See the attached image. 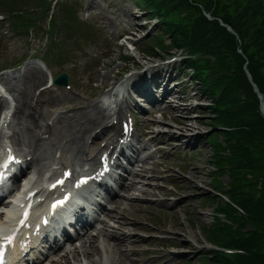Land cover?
<instances>
[{
    "label": "rangeland",
    "instance_id": "rangeland-1",
    "mask_svg": "<svg viewBox=\"0 0 264 264\" xmlns=\"http://www.w3.org/2000/svg\"><path fill=\"white\" fill-rule=\"evenodd\" d=\"M21 1L20 4L27 3ZM67 1L69 4L77 1L82 5L78 8L77 22L68 25V31L74 40L68 39V34L64 38L62 32H58L55 20L48 23V19L45 26L40 21L32 25L34 31L29 29V33L33 35L30 37L18 34V30L8 25L6 19L0 18V68L12 67L20 58L30 53L37 54L49 62L54 74L67 72L75 89L74 92L59 94L57 98H49V101H46L49 94L45 89L42 106L51 109L52 105L55 108L67 106L70 98H78L83 104L73 106L72 111L101 104L98 102V96L102 92L101 85L112 84L113 76L120 70L138 68L146 62L156 61L161 54L159 48L156 49L157 56L144 51L145 42H155L159 26L155 24V20H147L144 8L142 10L136 1ZM54 2L53 0L52 4ZM2 10L0 5V11ZM35 30L38 38L34 37ZM118 32L127 33L130 39L124 37L123 40L116 41L115 35ZM91 33L93 35L89 39L87 35ZM61 36L64 42L61 41ZM55 37L57 42H51ZM164 37L167 38L166 35ZM122 56L125 62L117 60ZM174 64L172 63L169 74H181L179 66L173 71ZM28 67L32 70L40 66L29 64L22 71ZM45 73L48 74V71ZM17 76L10 71L9 74H1L0 80L14 83ZM179 80L181 84L174 87L175 96H167L155 104L148 100L142 102L145 111L138 121L133 145V151L139 149L140 161H133V165L129 166V170L133 169L138 174L125 175L127 179L123 184H128L131 180L135 184L128 190H119L116 209H112L115 203L108 202L107 212L113 217L106 216L107 225H97L99 229H107L104 230L107 235L101 234L97 238L95 244L98 248L93 247L95 250H91L88 257L84 256L86 254L82 253V248L79 249V242L74 253L64 256L63 251L55 260L68 259L67 264H78L79 261L102 257L108 264H201V257L211 251L212 246L206 242L204 228L213 220L216 202L207 196L215 194L221 198V192L211 180L214 170L211 163L212 146L210 140L206 141L214 131L210 118L212 114H208V109L203 107L209 102L196 92L195 82L190 88L189 77H181ZM45 83L41 88L46 86ZM0 85L5 88L2 82ZM180 89L182 93L179 94L177 91ZM131 94H134L132 90H128L126 94L125 91L121 93L122 98H126L124 102H133ZM179 96L187 99L179 100ZM177 105L189 110L174 109L173 106ZM123 108L120 107L117 111H123ZM182 121L185 125L187 123L194 127H191L193 130L190 133L185 132L183 140H194L195 143L187 144L186 147V142H177L175 137L181 132L177 127H181L179 123ZM166 129L173 130L174 136L167 135L164 132ZM145 133L147 136H144ZM191 133L194 135L189 137L188 134ZM132 154L136 156V152ZM222 180L227 183V176L222 177ZM160 190L167 194H162ZM119 215L121 219L118 218ZM220 215L224 220L223 215ZM122 231L136 236L123 242L110 236L111 233L120 235ZM117 245L119 249L115 248ZM73 246L70 248H74ZM74 254L77 256L72 257Z\"/></svg>",
    "mask_w": 264,
    "mask_h": 264
},
{
    "label": "trees",
    "instance_id": "trees-1",
    "mask_svg": "<svg viewBox=\"0 0 264 264\" xmlns=\"http://www.w3.org/2000/svg\"><path fill=\"white\" fill-rule=\"evenodd\" d=\"M139 2L158 17L159 26L155 42H145L144 51L152 55H157L158 48L167 52L163 35L168 34L175 49L201 53L200 58H190L185 64L193 67L199 90L211 99L208 110L213 128L230 127L214 129L206 138L212 146L211 180L244 212L215 194L208 195L216 205L211 224L204 228L205 239L217 247L245 253L212 249L201 262L264 264V119L257 111L259 100L253 86L264 97V0ZM197 3L210 10L211 19L196 16ZM224 176L227 183H223Z\"/></svg>",
    "mask_w": 264,
    "mask_h": 264
},
{
    "label": "bare ground",
    "instance_id": "bare-ground-1",
    "mask_svg": "<svg viewBox=\"0 0 264 264\" xmlns=\"http://www.w3.org/2000/svg\"><path fill=\"white\" fill-rule=\"evenodd\" d=\"M46 77L45 74L43 73L42 70L39 69H33V70H26L24 71L23 75H22V82H19V87L14 88L10 83H5L6 86L11 89V90H15V94H16V98H17V113L21 114L26 110H33L35 112H37L40 109V93L36 94L34 92V89L37 88L40 84L43 83V81H45ZM174 93V89L168 90L165 95L168 96H173ZM79 102V101H76ZM82 103V102H80ZM174 109H182L184 110H189L187 107H181L180 105L173 107ZM73 111L71 114H67V115H72ZM106 113L103 111V109L101 108V106L98 105H93L91 109H89V111H75L74 112V116H76V127L79 126L78 128H76L73 132L74 138L76 140H80L81 142L83 141L85 135L88 133V131L92 128H94L96 125H103L105 124V118H106ZM62 116H57V120L54 123V125L50 128V133L53 136L54 132H52V130L54 129H58V130H64L65 131V123L61 118ZM33 120V118H32ZM181 125V127H179L181 129V132H183V130L185 131H192L194 128L192 125H185V123L182 121V123H179ZM32 125L36 126L38 129H42V127L38 124L37 120H33L32 121ZM46 128H48L47 126H44ZM104 129V128H103ZM164 132L167 135L170 136H174V131L171 129H166L164 130ZM161 133V132H158ZM67 135V133H66ZM66 135H62V138H64ZM179 136V135H178ZM177 137V136H176ZM31 140L34 139V135H30ZM178 140L179 137H177ZM137 160V159H135ZM135 170H129L128 171V175H135L138 173H135ZM135 173V174H134ZM134 180H131L128 184H126L125 189H129L130 187L134 186ZM124 186V185H123ZM144 192L148 190H143ZM160 192H162V194H167L165 193L164 190H160ZM112 203H115V206L112 209H116V207H118L117 200H112ZM113 217V216H112ZM116 217V216H115ZM118 218L121 219L120 215L118 216ZM105 222V221H104ZM120 228V227H118ZM104 230L107 229H101L98 231V233L93 236L91 238L88 239V246L85 247L83 249V251L85 252V254L88 256L90 255V251L91 250H95L93 247H96V249L98 248L97 244H95V241L97 240V238L101 235V234H106L107 235V231L104 232ZM110 236H112L116 241L119 242H123L125 240H127L129 237H133L136 236V234H130L127 232H121L120 235L117 236V234H110ZM87 240V239H85ZM84 240V241H85ZM137 239H134V241H136ZM83 241V242H84ZM116 249H119V246L117 245L115 247ZM92 261V263H97L99 264L102 261V258H99V260L97 259H93L90 260ZM133 264H136L135 262H133Z\"/></svg>",
    "mask_w": 264,
    "mask_h": 264
},
{
    "label": "snow or ice",
    "instance_id": "snow-or-ice-1",
    "mask_svg": "<svg viewBox=\"0 0 264 264\" xmlns=\"http://www.w3.org/2000/svg\"><path fill=\"white\" fill-rule=\"evenodd\" d=\"M0 179H3V173H0ZM81 183H83V181ZM25 215H27V213H25ZM11 241H12V237H9L7 240V243L11 244ZM2 261H3V251H2V247H0V264H2Z\"/></svg>",
    "mask_w": 264,
    "mask_h": 264
},
{
    "label": "water",
    "instance_id": "water-1",
    "mask_svg": "<svg viewBox=\"0 0 264 264\" xmlns=\"http://www.w3.org/2000/svg\"><path fill=\"white\" fill-rule=\"evenodd\" d=\"M262 110H263V108H262Z\"/></svg>",
    "mask_w": 264,
    "mask_h": 264
}]
</instances>
